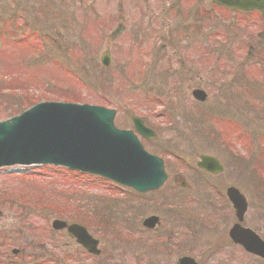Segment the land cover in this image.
<instances>
[{
  "label": "rangeland",
  "instance_id": "rangeland-1",
  "mask_svg": "<svg viewBox=\"0 0 264 264\" xmlns=\"http://www.w3.org/2000/svg\"><path fill=\"white\" fill-rule=\"evenodd\" d=\"M196 87L204 102L191 96ZM43 101L113 108L119 128L140 116L156 133L144 145L169 178L135 194L63 168H0V264H175L182 255L264 264L229 241L224 195L239 188L243 224L264 240L263 15L209 0H0V121ZM200 154L223 172H200ZM150 215L160 220L154 232L141 226ZM54 220L85 226L99 255Z\"/></svg>",
  "mask_w": 264,
  "mask_h": 264
},
{
  "label": "water",
  "instance_id": "water-1",
  "mask_svg": "<svg viewBox=\"0 0 264 264\" xmlns=\"http://www.w3.org/2000/svg\"><path fill=\"white\" fill-rule=\"evenodd\" d=\"M218 6L240 11L256 10L264 13V0H211ZM109 51L100 58L109 65ZM192 95L199 101L206 94L196 89ZM115 111L102 106L72 102L48 101L38 103L9 120L0 121V166L10 164L50 163L69 169L96 174L136 191L158 188L165 179L162 160L144 151L137 134L148 138L153 131L138 117H132L134 131L115 127ZM198 166L212 173L222 171L221 164L210 156L201 155ZM237 223L229 230V237L249 253L264 259V241L240 222L247 209L244 196L234 187L226 190ZM156 217L143 224L152 225ZM54 229L66 227L77 243L89 253L99 254L98 241L79 224L52 222ZM178 264H197L183 257Z\"/></svg>",
  "mask_w": 264,
  "mask_h": 264
},
{
  "label": "flooded vegetation",
  "instance_id": "flooded-vegetation-1",
  "mask_svg": "<svg viewBox=\"0 0 264 264\" xmlns=\"http://www.w3.org/2000/svg\"><path fill=\"white\" fill-rule=\"evenodd\" d=\"M155 137H152V138H150V139H148V140H146V141H143V143L144 142H147V141H149V140H153ZM179 177V175H177V176H175L174 178H173V180H177V181H179V185L181 186V182H182V179ZM182 188H185V187H187V185H185V187H183V186H181ZM160 223V222H159ZM158 227H156V228H154V229H152V230H149V229H144V230H146V231H150V232H154L156 229H157Z\"/></svg>",
  "mask_w": 264,
  "mask_h": 264
},
{
  "label": "trees",
  "instance_id": "trees-1",
  "mask_svg": "<svg viewBox=\"0 0 264 264\" xmlns=\"http://www.w3.org/2000/svg\"><path fill=\"white\" fill-rule=\"evenodd\" d=\"M26 78H28V79H29V77H26Z\"/></svg>",
  "mask_w": 264,
  "mask_h": 264
}]
</instances>
